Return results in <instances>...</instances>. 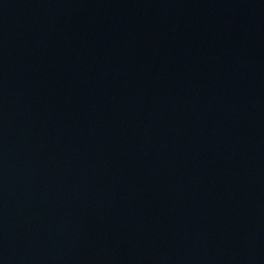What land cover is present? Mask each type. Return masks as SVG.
I'll return each instance as SVG.
<instances>
[{"label":"water","instance_id":"obj_1","mask_svg":"<svg viewBox=\"0 0 264 264\" xmlns=\"http://www.w3.org/2000/svg\"><path fill=\"white\" fill-rule=\"evenodd\" d=\"M0 264H264V0H0Z\"/></svg>","mask_w":264,"mask_h":264}]
</instances>
